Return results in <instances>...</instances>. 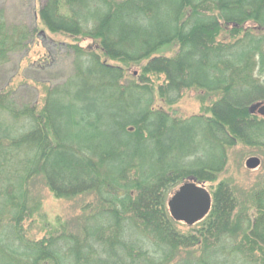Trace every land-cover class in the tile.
<instances>
[{
	"label": "trees",
	"instance_id": "obj_1",
	"mask_svg": "<svg viewBox=\"0 0 264 264\" xmlns=\"http://www.w3.org/2000/svg\"><path fill=\"white\" fill-rule=\"evenodd\" d=\"M17 3L26 8L0 4V72L29 59L41 31L68 40L17 86L12 71L0 78V264H264V179L247 203L215 184L229 148L264 147V117L251 111L264 102V0ZM55 57L70 65L47 74ZM189 89L218 98L188 118L155 107ZM190 179L212 196L192 225L168 206ZM37 180L92 202L37 238L25 228L42 206Z\"/></svg>",
	"mask_w": 264,
	"mask_h": 264
},
{
	"label": "rangeland",
	"instance_id": "obj_2",
	"mask_svg": "<svg viewBox=\"0 0 264 264\" xmlns=\"http://www.w3.org/2000/svg\"><path fill=\"white\" fill-rule=\"evenodd\" d=\"M20 2V0H18ZM17 0H0V4L7 7H14L15 12L18 9L21 11L26 7L17 3ZM40 4L38 5V7ZM21 7V8H20ZM33 10L29 14V21L33 23ZM31 18V19H30ZM39 28H42L40 21L38 22ZM42 30V29H41ZM44 30V29H43ZM41 34L35 38V41L32 43L29 59L20 61V57L16 56L13 61L5 66V68L0 72V78L4 75H7L8 72L12 71V74H15L12 85L17 86L23 81L22 72L27 69L26 67L33 61H40L42 58L45 59V56L50 58L62 53L58 51L59 47L56 46L58 41H67L63 35L50 33L49 31H41ZM85 45L91 44V40L84 42ZM58 49V50H57ZM174 52V47H167L164 51V55L171 56ZM68 61V62H67ZM44 60H41L37 64L43 65ZM64 62V63H63ZM62 64L66 66L70 65L69 59H65L62 62L57 60V57L53 58L51 67L49 66V71L45 70L48 73H56V70L61 67ZM20 68V69H19ZM127 72L129 75L136 72L134 66H129ZM19 73L17 74V72ZM12 75V76H13ZM47 75L42 76L46 78ZM162 81L164 80L163 76ZM59 80V79H57ZM62 80V79H61ZM156 83H160V79L156 80ZM213 95V96H212ZM208 95L206 92H201L196 89H189L182 93L180 100L174 104L172 107H168L164 101L158 96L155 98V107H163L174 116L179 118H188L193 115L203 114V111L207 106H210V102L216 100L218 96L216 94ZM264 103V102H263ZM171 110V111H170ZM256 156L261 159L260 165L255 169H249L246 166V161L248 158ZM264 179V147H253L245 144H238L234 148H229L228 150V162L225 170L218 175L219 181L229 182L236 190L240 203L249 199L250 193L258 186L259 183ZM207 186L211 184L207 183ZM206 187V185H205ZM207 188V187H206ZM32 193L39 197V200L42 203L41 209L33 216L32 220L26 222L25 228L29 230L31 235L40 238L47 232V229L52 225H56L59 220L70 225H74L77 220L83 215L84 211L82 210L83 206L92 202V196H79L74 199H59L56 198L45 186L44 182H34L32 186ZM183 230H187V227H180Z\"/></svg>",
	"mask_w": 264,
	"mask_h": 264
},
{
	"label": "water",
	"instance_id": "obj_3",
	"mask_svg": "<svg viewBox=\"0 0 264 264\" xmlns=\"http://www.w3.org/2000/svg\"><path fill=\"white\" fill-rule=\"evenodd\" d=\"M252 112H258L264 117V103L259 102L251 107ZM261 159L252 156L247 159L249 169L257 168ZM212 196L204 184L187 180L173 189L168 196V206L172 217L188 225L203 219L211 209Z\"/></svg>",
	"mask_w": 264,
	"mask_h": 264
}]
</instances>
